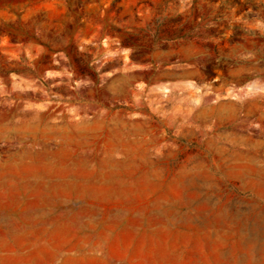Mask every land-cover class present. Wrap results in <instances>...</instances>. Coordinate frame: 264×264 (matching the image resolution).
<instances>
[{
	"label": "rangeland",
	"instance_id": "obj_1",
	"mask_svg": "<svg viewBox=\"0 0 264 264\" xmlns=\"http://www.w3.org/2000/svg\"><path fill=\"white\" fill-rule=\"evenodd\" d=\"M0 264H264V0H0Z\"/></svg>",
	"mask_w": 264,
	"mask_h": 264
}]
</instances>
